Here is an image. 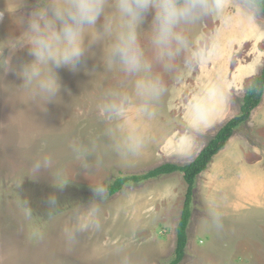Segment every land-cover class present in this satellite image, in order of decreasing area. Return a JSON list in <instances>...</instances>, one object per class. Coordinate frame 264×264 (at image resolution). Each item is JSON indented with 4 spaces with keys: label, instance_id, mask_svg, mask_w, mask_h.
I'll list each match as a JSON object with an SVG mask.
<instances>
[{
    "label": "rangeland",
    "instance_id": "rangeland-1",
    "mask_svg": "<svg viewBox=\"0 0 264 264\" xmlns=\"http://www.w3.org/2000/svg\"><path fill=\"white\" fill-rule=\"evenodd\" d=\"M231 2L224 0L226 6ZM36 4L37 0H0V14H3L0 41L9 37L25 39L20 34ZM226 11L230 16L226 21L213 17L185 29L192 41L191 52L166 64L156 60L150 44L147 27L151 13L148 14L141 25L144 31L140 43L146 58L153 63L154 73L165 85L155 114L164 111L170 116L182 114V106L194 94L189 87L195 58L217 61L224 50L263 28L252 15H241L231 8ZM258 13L257 9L254 15L264 23ZM109 14L113 15L114 10L109 9ZM19 16L25 18V23L18 27L14 20ZM101 23L102 18L97 22L98 29ZM113 23H117L114 17ZM112 39L106 37L100 46H93L95 54L86 55L78 71L57 69L60 102L47 104L46 111L33 105L25 90L15 87L22 80L14 71L10 69L0 76V264H165L173 255L186 187L180 172L125 184L113 195L107 190L116 177L142 173L165 158L156 157L155 151L150 153L151 149L142 145V139L133 154L120 155L111 148L114 136L106 135V129L111 128L115 138H120L130 131L137 135L145 127L150 133L153 127L148 120L137 116L132 103L123 118L106 121L100 116L106 94L111 90L131 94L135 79L105 65L104 49ZM258 39L259 47L254 51L248 48L249 43L236 49L242 54L237 57L238 63L252 61L248 50L262 51L264 35ZM229 52L221 60L222 70L229 68L226 61ZM3 54L9 55V49L4 48ZM31 59L25 46L11 55L10 65L18 69ZM251 69L253 73L256 71ZM246 135L252 152H245L240 163L243 167L255 159L253 153L264 149V143L255 141V136ZM92 143L96 144L89 158L92 166L85 170L77 164L71 146ZM145 150L148 153H143ZM42 156L51 157L49 173L42 170L32 178L31 163ZM145 158L146 163L142 161ZM220 160L215 164L219 165ZM214 165L208 182L196 181L186 254L179 264H264V180L242 177L235 182L223 173L213 177L218 172ZM234 169L237 170V165ZM58 174L72 176L71 182L61 190L53 187L60 182ZM95 185L104 187L99 201L93 199ZM52 193L58 201L56 207L48 205ZM92 207L98 208L94 217L98 227L81 230L70 246L65 230L88 222ZM214 215L219 217L218 227L213 224Z\"/></svg>",
    "mask_w": 264,
    "mask_h": 264
},
{
    "label": "clouds",
    "instance_id": "clouds-1",
    "mask_svg": "<svg viewBox=\"0 0 264 264\" xmlns=\"http://www.w3.org/2000/svg\"><path fill=\"white\" fill-rule=\"evenodd\" d=\"M238 10L241 15H252L257 10L256 0H232L225 5L224 0H37V4L26 18L27 27L20 36L0 41V76L11 69L22 80L16 88L28 93L29 101L40 111H46L49 103H59L61 89L57 69L67 68L76 72L83 64V58L93 56V46L101 45L106 37H113L112 43L104 49L103 60L111 69L122 70L132 75L131 94L120 90H111L100 105V116L106 121L125 117L127 106L134 104L137 116L150 120L156 106L165 91L161 77L154 73L153 63L145 56L140 43L141 25L151 13L147 27L150 29V44L156 52V60L170 62L176 57L192 50V41L185 29L197 26L209 18L222 21L230 19L226 9ZM109 9L114 14H109ZM3 14H0L2 19ZM113 17L117 21L114 25ZM102 18L100 28L97 22ZM14 23L19 27L25 23L23 16L16 17ZM19 37V36H18ZM8 41V43H5ZM28 46L32 59L17 69L10 65L11 55L18 49ZM9 49V55L3 49ZM106 135H113L111 148L120 155L135 153L141 145V138L130 131L126 136L115 138L111 128ZM72 152L77 164L85 170L90 169L89 158L96 144H73ZM49 156L32 161L31 175L35 178L41 171L51 168ZM60 182L53 185L61 190L71 182L72 176L58 174ZM95 200L99 201L104 193L103 185L92 186ZM58 201L54 193L48 197V205L56 207ZM98 208L89 211L88 222L65 230V238L71 246L78 233L90 226H97L94 217ZM213 224L219 226V217L213 216Z\"/></svg>",
    "mask_w": 264,
    "mask_h": 264
},
{
    "label": "crops",
    "instance_id": "crops-1",
    "mask_svg": "<svg viewBox=\"0 0 264 264\" xmlns=\"http://www.w3.org/2000/svg\"><path fill=\"white\" fill-rule=\"evenodd\" d=\"M257 9L259 11L258 15L264 18V14L261 13L258 7ZM252 17L263 28L260 27L257 31L254 30L252 35L249 34L246 39H242L236 46L224 50L218 55L217 61L215 59L195 58V68L192 72L193 81L189 87L194 94L188 97L187 103L182 106V114L170 116L165 114V111L161 115L155 114L147 121V123L153 124V130L151 129V132L148 133L146 131L147 127H145L137 133L143 140L142 145L144 148H150V153L155 151L156 155H158L156 157L167 158H164L163 161L161 160L158 165L166 162L179 165L191 162L205 146L208 139L215 135L226 121L238 114L240 101L245 94L247 86L252 78L259 74L264 67L262 59L264 57V47L261 46L262 53L251 52L259 47L257 45L260 41L258 38L264 35V23L260 22L254 14H252ZM247 43L250 44L248 48L251 51L248 50V52L250 53L249 59H252V61L249 63H238L236 61L237 57L242 56V54L240 52L237 53L236 49ZM263 43L261 42V45ZM227 52L229 53L226 61L229 64V68H227L228 70H222L220 63L223 55ZM251 68H255L256 71L253 73ZM193 103H196L195 107H190V104ZM141 122L143 121L140 120V125L142 124ZM242 129L247 131L246 134L255 136V141H261V144L264 143V93L261 102L252 110L248 122L235 130L225 146L213 156L207 168L198 175L197 181L200 179L208 182L211 176L210 168L219 159H221L220 164L214 165L218 172L214 173L213 177L223 173L226 174L227 179L235 182L241 180L242 177L251 180H264L263 148L259 149L258 152L253 149L257 153H253L255 159L251 160L249 166L243 167L240 165L245 152H252V149L249 148L251 146L247 142L250 138L241 132ZM237 136L241 138L234 139ZM257 145L259 146L258 143ZM252 146L255 145L252 144ZM143 153L148 152L145 150ZM140 155L142 156L143 154ZM174 159L178 162H175ZM145 160L147 159H142L143 162ZM235 165H237V170L234 169ZM180 175L181 177L178 176L182 179V183H185L181 172Z\"/></svg>",
    "mask_w": 264,
    "mask_h": 264
},
{
    "label": "trees",
    "instance_id": "trees-1",
    "mask_svg": "<svg viewBox=\"0 0 264 264\" xmlns=\"http://www.w3.org/2000/svg\"><path fill=\"white\" fill-rule=\"evenodd\" d=\"M257 7L264 14V0H256ZM264 93V67L260 73L254 76L246 88L245 94L240 101L239 112L226 121L219 130L210 137L197 156L183 165L175 163H163L148 169L142 173L120 175L107 187L110 195L115 194L125 184L141 183L163 174L181 172L186 189L180 217L176 226V242L172 257L165 264H179L185 257L188 243V225L191 217V206L196 188L198 175L204 171L213 156L216 155L227 143L235 130L246 124L252 110L258 106Z\"/></svg>",
    "mask_w": 264,
    "mask_h": 264
}]
</instances>
